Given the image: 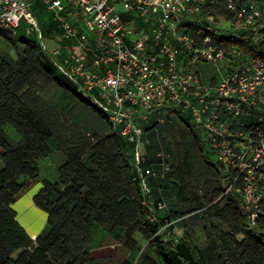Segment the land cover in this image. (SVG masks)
I'll use <instances>...</instances> for the list:
<instances>
[{
    "label": "built area",
    "instance_id": "built-area-1",
    "mask_svg": "<svg viewBox=\"0 0 264 264\" xmlns=\"http://www.w3.org/2000/svg\"><path fill=\"white\" fill-rule=\"evenodd\" d=\"M37 1L54 14V47ZM263 17L264 0H0V30L14 36L26 22L75 92L133 144L139 173L144 126L184 117L215 159L219 200L239 193L253 224L264 199ZM251 29L249 48L242 34ZM159 156L170 171V154Z\"/></svg>",
    "mask_w": 264,
    "mask_h": 264
},
{
    "label": "trees",
    "instance_id": "trees-1",
    "mask_svg": "<svg viewBox=\"0 0 264 264\" xmlns=\"http://www.w3.org/2000/svg\"><path fill=\"white\" fill-rule=\"evenodd\" d=\"M45 9L47 6L44 2L35 3L34 11L41 30V23H44L48 34L53 36L54 31L58 30L54 19L46 22L42 19L41 13ZM263 25L264 17L257 22V26ZM27 27L26 22H22L14 36L0 30L1 38L32 43L28 45L24 61L18 66L0 57V125L14 127L27 139L37 134L42 143L55 140L68 161L60 169L63 190L59 192L57 185H44L36 196V203L49 209L47 227L50 230L34 240L17 222L11 204L25 189L22 177L38 173L36 158L28 149L13 147L2 139L0 128V264H98L91 254L97 225L105 229H122L127 234V246L131 249L136 245L133 238L135 232L151 239L150 248L162 264H264V199L254 224L251 211L247 210L242 196L236 192L225 199L226 205L222 207L217 203L210 206L205 201L192 206L191 213L204 223L209 247L207 252H203L187 233L181 240H176L173 220L165 222L160 215L166 207L165 202L153 199V186L147 173L151 169L149 153L157 156L163 167L164 160L159 154L164 150V139L153 136L152 145L149 142L145 147V160L141 163L140 173L150 193L145 192L136 168L133 144L117 135L112 127L99 139V143L114 148L116 155L113 162L104 156L92 158L88 154L91 148L85 146L79 150L69 141L59 118L43 108L41 100L30 97L26 92L21 93L22 84H28L36 76H45L60 89L70 92L84 103L86 101L60 74L35 37L27 35ZM253 34V29L242 34L246 47L250 48ZM95 111L105 118L98 109ZM154 127L146 128L145 125V136L147 129ZM190 128L197 147L205 151L197 130ZM88 133L83 131L84 138L94 140L92 135L88 137ZM119 173L125 175L122 187L124 194L128 195L125 197L115 192ZM262 183L264 195V181ZM87 188L89 192L85 194ZM47 197L54 199L47 204ZM160 205L164 207L160 208ZM182 217L184 215L179 218ZM214 220L228 224L231 230L221 229ZM241 236L242 239L239 238ZM16 252H19L17 257L13 256ZM150 261L148 256H144L143 264H150ZM152 263L157 264L156 261Z\"/></svg>",
    "mask_w": 264,
    "mask_h": 264
},
{
    "label": "rangeland",
    "instance_id": "rangeland-1",
    "mask_svg": "<svg viewBox=\"0 0 264 264\" xmlns=\"http://www.w3.org/2000/svg\"><path fill=\"white\" fill-rule=\"evenodd\" d=\"M41 14L45 22L54 19V14L48 8ZM41 27L46 35L47 44L54 47V43L50 40L52 35L48 34L45 24L41 23ZM30 44L32 43L0 37V57L18 66L24 61ZM25 92L30 97L41 100L44 103L43 108L52 111L56 118H59L66 130L68 140L73 142L79 150L86 146L91 148L88 154L92 158L104 156L113 162L116 155L114 148L99 143V139L109 133L111 128L105 115V118H102L92 105L60 89L45 76H36L28 84H22L21 93ZM186 124V119L180 116L176 119L174 126L157 123L153 129H147L146 138L150 146L153 136L165 140L166 144L162 152L170 154L171 165L170 171L165 173L158 157L149 153L148 161L151 162L152 170L149 178L154 191L153 199L163 200L162 202L166 204L160 212L161 218L165 222L173 220L172 223L176 225L174 231L176 240H181L187 233L198 248L207 252L209 244L204 232V223L194 217L191 207L198 206L202 201L210 206L217 203L222 207L226 204H224L225 200H219L222 193L221 175L218 167L213 163L215 159L208 156L209 154L205 155L206 152L197 147L193 131ZM0 128L1 138L13 147L18 146L33 152L38 166L37 174L22 177L25 189L11 204V209L15 213L17 222L29 236L37 237L42 233L46 234L50 230L47 227L49 209L39 206L36 203V196L44 185H57L59 192L63 190L60 184V169L66 164L68 157L59 149L55 140L42 143L40 135L33 134L27 139L10 125L1 124ZM146 128L149 126L147 125ZM83 131L91 133L94 140H86ZM145 149L144 145L143 151ZM128 156L131 158L130 153ZM0 165H2L1 160ZM118 180L115 192L123 197L128 196L122 190L124 173H119ZM88 192V188L85 189V194ZM53 199V197H47L45 203L48 204ZM181 215L184 217L179 218ZM214 222L225 231L231 230L228 224L219 220ZM133 238L136 245L131 249L127 246V234L122 229H105L97 225L91 254L98 264L121 262L143 264L144 256H148L151 260L150 264H153L152 261L162 264L155 258L150 248L151 239L144 238L139 232H135ZM239 238L242 239V236ZM18 254L19 252H16L13 256L17 257Z\"/></svg>",
    "mask_w": 264,
    "mask_h": 264
},
{
    "label": "crops",
    "instance_id": "crops-1",
    "mask_svg": "<svg viewBox=\"0 0 264 264\" xmlns=\"http://www.w3.org/2000/svg\"><path fill=\"white\" fill-rule=\"evenodd\" d=\"M34 236V235H33Z\"/></svg>",
    "mask_w": 264,
    "mask_h": 264
}]
</instances>
